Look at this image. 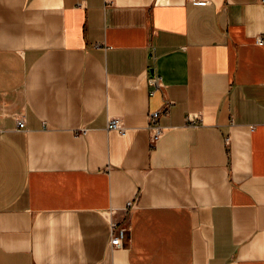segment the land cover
<instances>
[{
    "label": "crops",
    "instance_id": "crops-1",
    "mask_svg": "<svg viewBox=\"0 0 264 264\" xmlns=\"http://www.w3.org/2000/svg\"><path fill=\"white\" fill-rule=\"evenodd\" d=\"M259 38L264 0H0V264H264Z\"/></svg>",
    "mask_w": 264,
    "mask_h": 264
},
{
    "label": "built area",
    "instance_id": "built-area-1",
    "mask_svg": "<svg viewBox=\"0 0 264 264\" xmlns=\"http://www.w3.org/2000/svg\"><path fill=\"white\" fill-rule=\"evenodd\" d=\"M259 44H264V38H259L258 40ZM152 83L155 85V87L160 88L161 83L159 78L152 79ZM161 112H154L150 114V118L152 121V124H155L154 130L155 133L153 135L152 141L155 142L159 139V137L162 134V129L160 126L157 125L158 118L160 116ZM19 127L24 128L25 122L23 120L19 121ZM108 129L110 130H117L121 132L122 134L125 133V126L121 119L119 118H111L108 122ZM134 204L129 203L127 206L128 208H133ZM130 234V228L127 223L124 222H117V221H111V238L110 243L112 247L114 248H121L124 247L129 239Z\"/></svg>",
    "mask_w": 264,
    "mask_h": 264
}]
</instances>
